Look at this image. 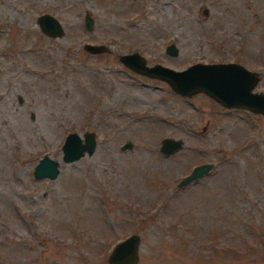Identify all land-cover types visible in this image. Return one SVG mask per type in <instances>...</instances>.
<instances>
[{"label":"rangeland","instance_id":"1","mask_svg":"<svg viewBox=\"0 0 264 264\" xmlns=\"http://www.w3.org/2000/svg\"><path fill=\"white\" fill-rule=\"evenodd\" d=\"M44 12L61 35L41 32ZM132 51L174 69L234 61L264 92V0H0V264H109L133 232L137 264H264V115L180 95L123 65ZM73 131L96 146L64 162ZM164 137L180 148L161 152ZM44 154L53 179L33 176Z\"/></svg>","mask_w":264,"mask_h":264},{"label":"water","instance_id":"2","mask_svg":"<svg viewBox=\"0 0 264 264\" xmlns=\"http://www.w3.org/2000/svg\"><path fill=\"white\" fill-rule=\"evenodd\" d=\"M203 10L206 12V8ZM83 23L85 29L91 30L92 17L86 14ZM37 25L41 32L49 37L59 36L64 30L60 21L48 12L38 15ZM84 47L89 51L97 50V46L92 43H85ZM165 52L175 56L178 49L171 42L166 46ZM118 59L123 65L135 72L167 82L171 89L180 95L191 96L197 92H204L226 108L244 109L264 115V92L254 90L258 81L257 72L251 71L237 62L196 61L181 69H174L160 63L147 65L145 58L136 51L122 53ZM95 146L96 141L93 132L85 131L82 137L74 131L68 132L61 144V158L64 162L77 160L85 153L90 155ZM129 146L130 142H125L120 148L125 149ZM180 146V139L164 137L161 141L160 150L169 154ZM58 166L59 162L56 159L44 154L35 164L33 176L34 178L53 179L59 173ZM211 167V163L195 165L190 173L181 179L179 185L183 186L197 179ZM139 242L140 235L134 232L115 242L108 253V263L137 264Z\"/></svg>","mask_w":264,"mask_h":264}]
</instances>
